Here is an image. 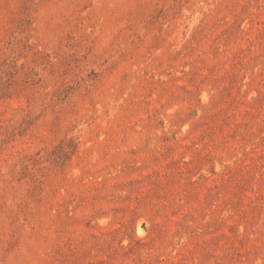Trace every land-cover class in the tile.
I'll return each mask as SVG.
<instances>
[{
  "label": "rangeland",
  "instance_id": "obj_1",
  "mask_svg": "<svg viewBox=\"0 0 264 264\" xmlns=\"http://www.w3.org/2000/svg\"><path fill=\"white\" fill-rule=\"evenodd\" d=\"M0 264H264V0H0Z\"/></svg>",
  "mask_w": 264,
  "mask_h": 264
}]
</instances>
